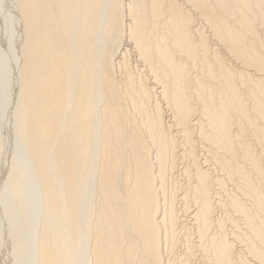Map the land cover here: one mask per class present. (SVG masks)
Here are the masks:
<instances>
[{"label":"bare ground","instance_id":"bare-ground-1","mask_svg":"<svg viewBox=\"0 0 264 264\" xmlns=\"http://www.w3.org/2000/svg\"><path fill=\"white\" fill-rule=\"evenodd\" d=\"M11 2L0 264H264V0Z\"/></svg>","mask_w":264,"mask_h":264},{"label":"rangeland","instance_id":"rangeland-1","mask_svg":"<svg viewBox=\"0 0 264 264\" xmlns=\"http://www.w3.org/2000/svg\"><path fill=\"white\" fill-rule=\"evenodd\" d=\"M2 2H1V9H0V59H4L5 60V58H6V60L8 59V58H10V59H12V58H14L15 57V53L17 52V49H18V45H17V38H16V36H17V34L15 33L16 32V28L14 27L12 30L9 28V30H8V28H7V30H6V32H5V27L3 26L4 25V15L6 14V17H5V20H7V17L8 16H10L11 18H13V20L15 21V22H17V17H16V14H17V10H16V5L15 4H13V2H11L12 0H1ZM13 5V6H12ZM10 7H12V8H10ZM9 10V11H8ZM14 10V11H13ZM16 10V11H15ZM11 12V13H10ZM16 12V13H15ZM10 14H12V15H10ZM16 19V20H15ZM2 23H3V25H2ZM4 27V28H3ZM1 29H3L2 31H1ZM15 31V32H14ZM3 32V33H2ZM4 33H6V36L7 37H9V40H13V42L11 41V43L9 44L8 43V45H7V47L6 46H1V44L2 43H5V42H2L3 40H5L7 37H4L3 38V35L5 36V34ZM15 33V34H14ZM15 36V37H14ZM10 38H12V39H10ZM16 40V41H15ZM7 42H9V41H7ZM12 44V46H10ZM16 44V45H15ZM2 45H4V44H2ZM6 45V44H5ZM5 47V48H4ZM3 49V50H2ZM7 50V51H6ZM15 51V52H14ZM2 52V53H1ZM8 54H7V53ZM10 53V54H9ZM3 55H5V56H3ZM8 56H10V57H8ZM12 56V57H11ZM5 57V58H4ZM15 59V58H14ZM5 60V61H6ZM14 61V60H13ZM6 78H7V82H8V78H10L9 76L8 77H5L4 76V79H3V82L5 83V81L4 80H6ZM7 82L5 83L6 85H7ZM6 107H7V105H6ZM5 110V109H4ZM7 110V109H6ZM6 110L4 111V114L6 113ZM0 208H1V203H0ZM33 210L34 209H32V211H30V215L32 214V212H33ZM29 211V210H28ZM35 213H37V211H35ZM179 251H181V250H179ZM179 253V254H178ZM178 253H175L174 255H171V260H170V263L171 264H196V263H194V262H192V263H190L188 260H186L184 257H181V252H178ZM173 257V258H172ZM182 258H184L183 260H182ZM243 258V257H242ZM182 260V261H181ZM172 261V262H171ZM178 261H180L179 263H178ZM184 262V263H183Z\"/></svg>","mask_w":264,"mask_h":264}]
</instances>
